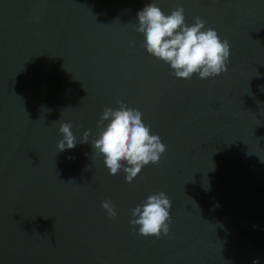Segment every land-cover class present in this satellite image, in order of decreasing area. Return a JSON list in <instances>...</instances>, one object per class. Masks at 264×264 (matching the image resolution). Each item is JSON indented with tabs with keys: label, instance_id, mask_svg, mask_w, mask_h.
<instances>
[{
	"label": "water",
	"instance_id": "water-1",
	"mask_svg": "<svg viewBox=\"0 0 264 264\" xmlns=\"http://www.w3.org/2000/svg\"><path fill=\"white\" fill-rule=\"evenodd\" d=\"M152 2L227 39V71L177 78L149 54L137 13ZM121 101L166 145L132 182L92 146ZM63 122L77 144L59 151ZM161 191L169 232L141 235L132 209ZM254 260L264 264V0H0V264Z\"/></svg>",
	"mask_w": 264,
	"mask_h": 264
},
{
	"label": "clouds",
	"instance_id": "clouds-1",
	"mask_svg": "<svg viewBox=\"0 0 264 264\" xmlns=\"http://www.w3.org/2000/svg\"><path fill=\"white\" fill-rule=\"evenodd\" d=\"M137 31L144 36V47L155 58L167 63L177 78L191 79L194 74L205 79L227 71L230 62V44L221 39L217 30L205 28V21L196 17L195 23L185 22L182 6L174 8L170 14L155 3H148L137 13ZM119 108H105L100 120L98 138L92 142L94 150L103 155L104 164L111 175L120 171L126 173V180L132 182L149 163L157 164L166 151L158 134L151 131L143 119V113L129 108L122 101ZM108 121L104 125V121ZM70 122L60 124L63 138L58 141L59 151L74 148L77 139ZM89 130H85L83 140L87 142ZM103 209L110 217L117 215L111 200L102 202ZM172 202L164 192L149 195L144 202L132 209L130 223L139 226V234L159 237L167 235L170 228ZM253 264H259L254 260Z\"/></svg>",
	"mask_w": 264,
	"mask_h": 264
}]
</instances>
